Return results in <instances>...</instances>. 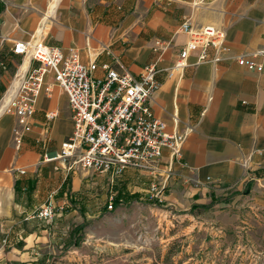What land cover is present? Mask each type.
Masks as SVG:
<instances>
[{
	"label": "crops",
	"instance_id": "0c3cea01",
	"mask_svg": "<svg viewBox=\"0 0 264 264\" xmlns=\"http://www.w3.org/2000/svg\"><path fill=\"white\" fill-rule=\"evenodd\" d=\"M185 21L221 29L227 49L211 47L207 59L198 62L193 47L187 65L169 76L189 43L180 30ZM30 39L66 53L76 49L85 63L97 62L99 76L103 64L121 63L140 76L147 64L158 63L161 85L152 110L169 132L184 135L182 154L173 163L166 148L156 176L128 169L123 184L144 185L131 195L149 193L156 181L165 186L161 203L168 208L208 205L217 189L244 194L250 188L264 203V56L256 58L262 71L237 61L264 50V0H0V100L23 60L13 54L14 42ZM50 85L51 93L38 98L31 129L0 112V216L12 218L10 227L20 226L34 243L46 224L26 217L28 212L52 196L56 211L64 206L60 220L69 223L77 216L82 180L64 162L43 161L45 153L61 152L74 130L66 93ZM46 112L58 116L50 121ZM14 214L26 220L18 224Z\"/></svg>",
	"mask_w": 264,
	"mask_h": 264
},
{
	"label": "rangeland",
	"instance_id": "374dc122",
	"mask_svg": "<svg viewBox=\"0 0 264 264\" xmlns=\"http://www.w3.org/2000/svg\"><path fill=\"white\" fill-rule=\"evenodd\" d=\"M74 171L82 179L77 216L61 221L60 209L42 220L32 217L42 206L34 208L26 217L46 224L35 243L0 216V264H264V203L257 195L217 189L208 205L179 210L151 202L146 191L134 197L144 185L123 184L125 174L112 178L79 164Z\"/></svg>",
	"mask_w": 264,
	"mask_h": 264
},
{
	"label": "built area",
	"instance_id": "2783aa9c",
	"mask_svg": "<svg viewBox=\"0 0 264 264\" xmlns=\"http://www.w3.org/2000/svg\"><path fill=\"white\" fill-rule=\"evenodd\" d=\"M180 30L189 36V43L184 55L169 70V76L187 65L186 55L193 47L198 49V62L207 59L211 47L220 51L227 49L225 33L213 25L194 26L185 21ZM12 52L23 60L0 100L2 114L16 116L22 127L29 130L38 98L52 91L50 83L57 84L68 98L73 133L63 143L61 152L45 153L44 162H64L68 172L79 164L85 170L115 178L130 168L156 176L166 148L171 152L173 163L181 158L184 135L169 132L167 124L152 110L151 100L161 85L157 62L147 64L140 76L129 72L121 63L118 68L103 64L104 73L99 76L96 61L85 63L76 49L66 53L44 40L16 41ZM258 56H264V50L239 56L237 61L241 66L262 71L263 65L256 61ZM215 59L220 61L221 57ZM1 67L7 70L8 64L3 61ZM45 116L51 121L58 113L46 112ZM164 189L165 186L155 181L149 196L162 202ZM51 197L33 218L54 217L57 206ZM58 207L64 209L62 205ZM113 207L114 200L110 202V208Z\"/></svg>",
	"mask_w": 264,
	"mask_h": 264
},
{
	"label": "trees",
	"instance_id": "16d2710c",
	"mask_svg": "<svg viewBox=\"0 0 264 264\" xmlns=\"http://www.w3.org/2000/svg\"><path fill=\"white\" fill-rule=\"evenodd\" d=\"M18 185V181H17V184H16V186ZM18 189V188H17ZM245 194H249L250 193V188H248V189H246L245 190V192H244ZM134 197H138V194H134ZM123 198V196L122 195H119L117 198H115V200H114V204L115 205H118V204H120V201H121V199ZM151 202H153V203H156L157 201H153V200H151ZM197 206L195 205V206H193V209L194 208H196ZM79 226H74L73 227V230H72V233L74 232V231H77L79 228H78Z\"/></svg>",
	"mask_w": 264,
	"mask_h": 264
},
{
	"label": "bare ground",
	"instance_id": "6f19581e",
	"mask_svg": "<svg viewBox=\"0 0 264 264\" xmlns=\"http://www.w3.org/2000/svg\"><path fill=\"white\" fill-rule=\"evenodd\" d=\"M28 62H29V60L26 62L25 66H27V65H28Z\"/></svg>",
	"mask_w": 264,
	"mask_h": 264
}]
</instances>
